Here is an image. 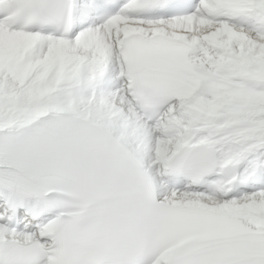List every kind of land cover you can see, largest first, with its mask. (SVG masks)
I'll use <instances>...</instances> for the list:
<instances>
[{
  "label": "snow or ice",
  "instance_id": "1",
  "mask_svg": "<svg viewBox=\"0 0 264 264\" xmlns=\"http://www.w3.org/2000/svg\"><path fill=\"white\" fill-rule=\"evenodd\" d=\"M0 264H264V0H0Z\"/></svg>",
  "mask_w": 264,
  "mask_h": 264
}]
</instances>
